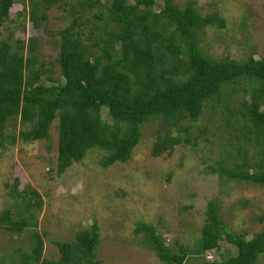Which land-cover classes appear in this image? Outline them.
<instances>
[{"label": "trees", "instance_id": "trees-1", "mask_svg": "<svg viewBox=\"0 0 264 264\" xmlns=\"http://www.w3.org/2000/svg\"><path fill=\"white\" fill-rule=\"evenodd\" d=\"M10 1L0 0V24L7 19L4 9ZM26 1L28 11L24 7L18 15L24 13L34 31L47 22L50 9L62 10L59 76L39 60L37 35L27 44L22 39L12 43V36L0 39V155L18 139L49 141L57 119L56 173L64 174L92 151L105 153L98 163L107 169L131 160L144 128L153 130L154 158L170 156L177 147L209 144L206 137H217V128L208 133L195 127L207 116L225 130L221 136L227 161L208 171L264 189V57L216 60L205 55L200 34L225 26L217 14L202 16L195 2L181 7L176 0ZM239 92L249 103L242 100L239 109H232ZM221 106L225 110L218 112ZM103 111L111 123L103 119ZM17 125L22 130L16 136ZM5 187L20 200L12 207L22 205V211L4 210L0 230L19 234L28 229L30 243L29 251L17 250L10 264H101L96 221L75 233L73 241L56 243L58 259H44L43 234L35 228L43 209L41 195L29 185L19 190L18 178ZM218 211L217 203H207L193 243H168L142 221L134 234L142 235L140 246L162 264L264 262V213L257 218L261 230L247 238V233H234ZM223 244L234 247L235 255H223Z\"/></svg>", "mask_w": 264, "mask_h": 264}, {"label": "rangeland", "instance_id": "rangeland-1", "mask_svg": "<svg viewBox=\"0 0 264 264\" xmlns=\"http://www.w3.org/2000/svg\"><path fill=\"white\" fill-rule=\"evenodd\" d=\"M187 2H195L202 16L217 14L224 21V28L208 27L200 34L205 55L216 60H245L251 54L254 59L264 57V0H176L181 7ZM27 6L26 0H12L5 6L7 19L0 24V39L12 36V43L22 39L27 44L28 38L37 35L39 60L58 77L57 33L65 25L61 21L62 10L59 6L50 9L47 22L39 31H34L24 19V13L18 15L24 7L28 11ZM235 88L242 89L240 84ZM234 94L230 108L239 109L242 100L249 103L244 94ZM220 110L225 109L221 106L218 112ZM102 117L111 123L105 111ZM216 122H209L204 116L195 125L197 129H207L208 133L217 128V137H209V134L206 137L209 144L200 143L193 149L177 147L170 156L154 158L150 154L153 130L144 128V136L128 163L103 169L98 162L105 153L92 151L81 163L73 164L58 175L56 119L49 131V141L21 142L18 139L15 145L1 152L0 214L9 208L14 214L22 211V205L12 207L20 200L9 195L10 188L7 189L6 184L12 185L18 178L19 190L27 185L35 189L43 199L35 228L43 234V258L50 260L59 257L56 243L73 241L75 233L88 229L96 221L101 264H162L140 246L142 235L134 234L136 223H150L168 243H193L204 222L208 202L218 204L220 217L234 233H247V238H251L262 228L257 218L264 213V189L230 182L208 171L227 162L221 136L225 130ZM20 130L17 125L16 136ZM228 154L235 153L229 151ZM252 154L249 152L250 157ZM189 205L192 209L185 210ZM160 221L167 226L159 224ZM28 231L24 229L15 234L0 230V264L16 260L17 250L29 251ZM223 249V255L236 253L234 247L226 244Z\"/></svg>", "mask_w": 264, "mask_h": 264}, {"label": "clouds", "instance_id": "clouds-1", "mask_svg": "<svg viewBox=\"0 0 264 264\" xmlns=\"http://www.w3.org/2000/svg\"><path fill=\"white\" fill-rule=\"evenodd\" d=\"M212 257H213V255H212V254H208V255H207V258H208V260H211V259H212Z\"/></svg>", "mask_w": 264, "mask_h": 264}]
</instances>
